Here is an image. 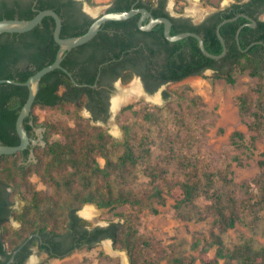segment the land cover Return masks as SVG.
Returning a JSON list of instances; mask_svg holds the SVG:
<instances>
[{"label":"trees","instance_id":"obj_1","mask_svg":"<svg viewBox=\"0 0 264 264\" xmlns=\"http://www.w3.org/2000/svg\"><path fill=\"white\" fill-rule=\"evenodd\" d=\"M167 2L114 0L107 11L127 10L134 3L147 6L156 16L166 15L179 23L180 27L173 28L172 33L187 30L201 33L207 48L214 53H221L224 48L216 31L219 21L239 11L257 17L264 12V0H248L243 8L236 3L231 13L220 16L216 12L194 24L189 17L171 15L165 8ZM34 6L38 10L53 8L62 15L63 36L83 34L95 20L86 13L71 15L77 8L75 0L5 1L0 19L32 18L38 12ZM139 16L107 21L91 41L68 51L63 64L78 82L89 84L96 82L99 72L102 77L112 79L121 76L127 83L136 70L151 92L168 80L203 74L209 67L216 69L213 79L225 77L232 83L236 82L237 73L249 71L259 82L240 95V110L243 116L253 118L249 122L251 129L264 131V42L255 43L247 50L240 47L236 33L238 27L248 21L246 17L222 26L229 49L226 56L217 59L203 52L195 36L172 41L166 37L163 40L152 38L149 31L139 28L135 32L132 26H136ZM213 18L215 22H211ZM258 22L259 28L246 25L241 30L243 48L254 40H264V20ZM55 24L54 17L48 15L32 30L1 33L0 78L26 81L54 62L59 48L54 37ZM105 26L111 27L113 32L104 29ZM163 27V23L157 25L158 30ZM131 66L135 69H129ZM28 95L27 85L0 83V139L3 143L20 142L16 121ZM169 96L167 91L166 98ZM104 98V91L90 85H77L62 68L43 77L32 115L37 105L58 106L74 119V123H46L47 144L39 147V161L31 168L49 185L47 189L37 188L27 174L21 173L19 155L4 154L11 173L7 182L13 186L14 193L25 190L31 196L17 214L22 227L9 229L3 235L0 263L31 234L37 233L29 244L42 238L45 242L41 243V248L47 249L52 256H65L75 248L93 247L104 238H112L116 248L128 251L131 264H264V242L258 237L264 234V228L260 229L264 219L261 213L264 210V169L252 179L237 182L230 162L224 167L212 168L191 157L181 146L179 136L168 129L171 119L168 114L164 115L165 107L156 106L158 110L155 111L145 104L140 118L124 124V138L115 137L81 114L84 107L97 109ZM135 105L131 103L124 109ZM175 117L179 124L186 122L179 114ZM27 120L25 125L31 132ZM236 138L244 141L245 135L239 130L233 133V139L241 145ZM261 163L264 167V160ZM251 181L263 190L260 199L256 198ZM168 195L175 198L178 216L203 220L211 213L220 232L212 230L210 237L199 233L186 246V239L162 245L151 234L141 231L140 211L147 209L159 213L158 205L166 204ZM203 199L210 203L202 204ZM90 202L110 209L129 204L138 211L119 212L125 216L123 222L93 226L79 214ZM238 223L247 226L251 235L240 231L237 240L229 239L228 229L235 228ZM7 242L9 247L5 248L3 245ZM214 247L216 257L212 258L210 251ZM191 249L199 250L200 256L190 254ZM24 258L19 264H24Z\"/></svg>","mask_w":264,"mask_h":264},{"label":"rangeland","instance_id":"obj_2","mask_svg":"<svg viewBox=\"0 0 264 264\" xmlns=\"http://www.w3.org/2000/svg\"><path fill=\"white\" fill-rule=\"evenodd\" d=\"M112 0H84L85 9L92 15H99L110 5ZM169 8L174 14L191 15L196 21H200L202 16L196 15L190 11L193 1H201L206 7V13L215 9H222L234 0H167ZM205 13V14H206ZM204 16V15H203ZM264 17V15H263ZM215 72L212 69L206 70L203 74L187 77L180 81L170 82L158 89L157 93L167 89L170 96L162 98L161 101L155 102L142 98L136 102H130L118 110L116 115H112L108 122L92 121L95 124L103 126L110 134L123 139L125 136L124 124L132 122L134 119L141 117L144 105L148 104V108L157 111L156 106L165 107L164 115L168 114L171 123L168 129L172 133L177 134L180 138V144L184 151L191 157L199 159L202 163L214 167H224L227 163H231L233 169V177L235 181L241 182L245 179H252L258 175L264 167L261 161L264 160V131L259 132L251 129L249 122L252 117H245L240 110L239 97L242 93L256 86L259 79L250 74L249 71L239 72L235 75L236 82H229L225 77L212 78ZM138 79L134 76L125 85ZM117 91V90H116ZM114 92L113 96L116 94ZM154 94V95H155ZM162 96V94H160ZM135 103L132 108L124 109L125 106ZM173 107L174 110H169ZM38 121L43 123H74V119L58 106H40L34 109ZM81 114L90 118V112L83 108ZM179 114L185 118L184 124L176 121V115ZM113 122L118 126V132L114 131ZM165 130V128H162ZM242 131L245 135L244 141L239 145L233 139L235 131ZM104 162V159H102ZM32 182L39 189H47V185L40 176L35 177ZM252 187L255 189L257 196L262 197L263 190L258 187L255 182L251 181ZM18 200L26 203L30 198V193L25 190L16 192ZM202 204H209L210 201L203 199ZM88 204H93L99 210L98 221L88 219L92 225L108 224L113 221H125V216L120 213L138 211L137 208L125 204L116 208L100 207L96 203H86L79 212ZM175 198L168 195L166 204H159L160 212L155 214L147 209L140 211L141 224L140 230L151 234L155 240L162 244L168 245L172 242L186 239L188 244L193 242L199 233H205L211 236L212 230L220 232L219 226L214 224L215 216L211 213L206 215L203 220L195 218L186 219L180 217L175 211ZM264 216V210H262ZM260 229L264 228V219L261 221ZM244 231L247 235H251V230L242 223H238L235 228H229L227 231L228 238L237 240L239 232ZM261 241L264 242V234H258ZM105 240H101L93 247L83 246L74 249L65 256H52L46 252H40L34 249L27 264H126L122 253L128 257V264H131L130 256L126 249H118L114 243L111 246L114 253L107 250ZM190 254L200 256L199 250H189ZM212 258L216 257V248L210 251ZM200 263V260H198Z\"/></svg>","mask_w":264,"mask_h":264},{"label":"water","instance_id":"obj_3","mask_svg":"<svg viewBox=\"0 0 264 264\" xmlns=\"http://www.w3.org/2000/svg\"><path fill=\"white\" fill-rule=\"evenodd\" d=\"M210 12L211 11H208L206 14H209ZM136 14H140L139 25H140L141 29L151 30L156 24L163 23L165 25V34H166L168 39H170L172 41H177V40L183 39V38L188 37V36H195L198 39L200 47L203 50V52L205 54H207L208 56L213 57V58H217V59L223 58L226 55L227 50H228L226 38L224 37L222 30H221L222 26L225 23H227L229 21H234V20L238 19L240 16H245L250 20V22H248L246 24H248L250 26H256L257 25V20L245 12H241V13L236 14V15L231 16V17H226L217 26V33H218L220 40L223 43L224 48H223V51L221 53H214L207 48L204 37L201 33L197 32V31L189 30V31H182V32H178V33L173 34L172 33V27H173L172 19L169 16H155L153 14V12L145 6H138V7L134 6V7L127 9V10H115V11L103 12V13L95 16L96 17L95 20L92 22V24L90 25V27L88 28V30L85 33L80 34V35H71V36H63L62 35L63 17L57 10H55L53 8H46V9L38 10L37 14L34 15L32 18L15 17V18H2V19H0V34H1L4 32H26V31L32 30L36 26H38L46 16L51 15L54 17L55 22H56L55 29H54V37H55L56 41L59 43V48H58L54 62H52V63L42 67L38 71H36L26 81H21V80H17V79H13V78H0V83L1 82H11V83H16V84L27 85L29 87L28 98H27L25 104L23 105V107H22V109H21V111L17 117V121H16L17 130H18V133H19L20 138H21L20 143L19 144L0 143V155H2V154H16L17 152H19L21 150H25L32 143H34V144L40 143L42 146L46 145L47 140L44 138V133H43V131L46 129L45 126L44 127L41 126L38 128V132L40 135H39L38 139H35L30 135V132H29L27 126L25 125V120L29 116L32 115L35 101H36L38 93L41 89V82H42L43 77L52 70H55L57 68H62L67 73H69L70 76H72V78L76 84H78L80 86L93 85V84H89V83L78 82V80L75 78L73 72L63 64V60L65 59L67 52L72 50L75 47H78L80 45H83V44L91 41L99 33L103 24H105L107 21L125 20V19H128V18L135 16ZM202 17H204V16H202ZM243 26H244V24L241 25L237 31V40H238L240 47L244 50V49L249 48V46L247 48H243L241 41H240V32H241ZM258 42H262V41H254L252 44L258 43ZM136 76L141 81L144 92L151 95V93L147 89H145V87L143 86V82L141 80V77L139 75H136ZM119 84L123 85L124 83L122 80H120L118 82V85ZM121 108L122 107H120V109ZM117 112L118 111L114 110L113 115H116ZM34 155L35 154L33 153V156ZM79 214L81 216L87 218L81 212H79ZM108 224H100V225L105 226ZM29 239H30V237L28 239H26L14 251L11 259L6 264H10V262L14 260L17 252L20 250L21 247H23L26 244V242ZM104 240H110L111 242H113L112 238H104L103 241Z\"/></svg>","mask_w":264,"mask_h":264},{"label":"flooded vegetation","instance_id":"obj_4","mask_svg":"<svg viewBox=\"0 0 264 264\" xmlns=\"http://www.w3.org/2000/svg\"><path fill=\"white\" fill-rule=\"evenodd\" d=\"M5 1H9V0H0V9H2V5ZM10 1H15V0H10ZM76 1V5H77V8L73 9L71 11V15L73 16H78V12L80 13H86V14H89L90 16L95 17V15H92L91 13H89L86 9H85V6H84V0H75ZM139 1V0H137ZM248 0H234L232 1L229 5H227L225 8H222V9H215L213 11H211L209 14H206L204 15V17L201 18L200 21H196L195 18L191 15H187V14H184L183 12H180V14H174L172 12V10L169 8V5H168V2L166 4V10L169 11V13L173 16H183V17H189L191 18V21L194 23V24H199L201 22H203L204 20H206L210 15L216 13V12H219L220 16H224L225 13H231L233 11V7H234V4L236 3H239V4H242V8L244 7V3L247 2ZM136 3L133 4L132 7H136L135 5ZM114 5V0L111 1L110 5L103 11V12H107V10L112 7ZM131 7V8H132ZM138 7V6H137ZM147 7V6H145ZM149 8V7H147ZM34 10H38L37 7L34 6L33 8ZM150 9V8H149ZM151 10V9H150ZM1 11V10H0ZM152 11V10H151ZM153 12V11H152ZM241 12H245V11H239L237 12L236 14H239ZM247 13V12H245ZM154 14V12H153ZM235 14V15H236ZM249 14V13H247ZM155 15V14H154ZM251 15V14H249ZM264 12H261L258 17L255 16V15H251L252 17H254L256 20H257V25L256 26H251V27H254V28H259V20H264ZM156 16V15H155ZM160 16H166V15H160ZM234 16V15H233ZM241 17V16H240ZM245 17V16H244ZM140 18V16H139ZM247 18V17H246ZM239 19V18H238ZM248 19V18H247ZM216 18H213V20H211V22H215ZM223 20V19H222ZM221 20V21H222ZM237 20V19H236ZM148 21V20H147ZM146 21V22H147ZM173 21V27H172V30L173 28L175 27H180L179 23L175 20H172ZM219 21L218 24L221 22ZM250 22V20L248 19V21H245L244 23H242L241 25L244 24V26L248 25L246 23ZM218 24L216 25V31H217V26ZM157 25L156 24L151 30H145V31H149L151 33V37L152 38H159V39H165V37L167 38L166 34H165V25L164 27L161 29H157ZM240 25V26H241ZM239 26V27H240ZM243 26V27H244ZM250 26V25H248ZM136 27V28H135ZM238 27V29H239ZM106 28V30H110L111 32H113V30L111 29V27H104V29ZM141 29L140 28V25H139V19L137 20V24L136 26H132V29L137 32V29ZM102 29V28H101ZM237 29V31H238ZM243 29V28H242ZM143 30V29H142ZM189 31V30H187ZM194 31V30H193ZM182 32V31H181ZM241 33V32H240ZM175 34V33H173ZM218 34V33H217ZM236 37H237V33H236ZM170 40V39H169ZM238 41V40H237ZM241 41V40H240ZM254 41H262V42H258V43H263L264 40L262 39H259V40H254ZM252 41L248 46L249 48L253 45L252 43L254 42ZM222 42V41H221ZM255 44V43H254ZM228 46V44H227ZM247 46V47H248ZM246 47V48H247ZM76 48V47H75ZM247 48V49H249ZM229 49V48H228ZM247 49H244V50H247ZM227 53H228V50H227ZM226 53V55H227ZM225 55V56H226ZM222 59V58H220ZM134 66V65H133ZM133 66H131L129 69H135ZM208 69H212L214 72H215V68H212V67H209L207 68L206 70ZM128 70V69H126ZM205 70V71H206ZM135 71V75H139L141 77V80L143 82V86L145 87V89H147L151 95H154L158 89L162 88L163 86H165L166 84L170 83V82H175V81H180V80H168L164 83H162L158 89L154 92H151L144 80V78L142 77V75L138 74ZM194 75H198V74H193V75H190V76H194ZM190 76H187V77H190ZM72 77V76H71ZM186 77V78H187ZM76 78V77H75ZM185 79V78H184ZM122 80L123 81V78L120 76L116 79H112L111 77H102L101 75V72L98 73L97 75V79H96V82L92 83L93 85H90L92 87H94L95 89H99V90H102L104 91L105 93V98L104 100L99 103V105L97 106L98 108L97 109H92V108H89V107H84L86 108L89 112H90V119L92 121H105V122H108L110 119H111V116L114 114V108H113V94L114 92L118 89V82ZM183 80V79H182ZM141 82V81H140ZM123 85H125L126 83L123 81ZM142 84V83H141ZM78 85V84H77ZM143 88V87H142ZM168 90L167 89H164L160 92V94H162V98H166V92ZM103 107H105L106 109L103 110ZM123 107V106H122ZM36 115L33 114L31 116H29L27 119V122L31 125V132H30V135L35 138V139H38L39 138V132H38V128L41 127V126H45L46 129L43 131L44 133V138L46 139V134H47V126L45 123L43 122H40L38 121V119L36 120ZM17 127V126H16ZM15 130L12 131V133L15 135ZM18 132V130H17ZM19 134V133H18ZM20 136V135H19ZM21 140V138H20ZM0 143H3L2 140L0 139ZM20 143V142H19ZM18 143V144H19ZM6 144V143H5ZM47 144V143H46ZM42 146L40 143H32L30 144L25 150H21L19 152H17L16 154H11L13 156L15 155H19L20 156V160H19V164L20 166H22V170H21V173H25L27 174L28 178L30 181L34 180L35 177H38L39 175L32 171V165H34L35 163H37L39 161V158H38V149L39 147ZM33 153L35 154L33 156ZM9 163L5 162V159H4V154L0 155V242L2 241L3 239V235L4 233L6 234V231L9 230V229H12V230H15V229H19L22 227V221L17 217V214L19 212L22 211V209L24 208L25 204L27 203H21L23 202V199L18 200V196L17 194H14V188L11 184H9L7 181H10L8 179V176L11 175L10 171H9ZM13 175V174H12ZM95 226V225H93ZM35 234L37 233H33L31 234L29 237L30 239L32 238V236H34ZM28 237V238H29ZM27 238V239H28ZM30 239L26 242V244L20 248V250L17 252V254L15 255V258L13 261L10 262V264H19L22 259L24 258V264H27L30 256L32 255L34 249H38L40 252H46L48 253L49 255H51V253L45 249V248H41V243L42 242H45L42 238H40L36 243L34 244H29V241ZM25 241V240H24ZM23 241V242H24ZM22 242V243H23ZM21 243V244H22ZM5 248L6 247H9V243L7 242L6 244L3 245ZM20 246V245H19ZM18 246V247H19ZM17 247V248H18ZM16 248V249H17ZM14 249L13 252L11 253V255L9 257H7L2 263L0 264H6L12 257L14 251L16 250ZM76 249V248H75ZM28 252H30L28 254Z\"/></svg>","mask_w":264,"mask_h":264},{"label":"bare ground","instance_id":"obj_5","mask_svg":"<svg viewBox=\"0 0 264 264\" xmlns=\"http://www.w3.org/2000/svg\"><path fill=\"white\" fill-rule=\"evenodd\" d=\"M207 10V7L201 2V1H193L190 11L194 14L198 15H205ZM142 98H146L148 100H152L155 102L161 101L160 93H157L155 95H150L144 92L142 88V84L139 79H136L132 81L131 83L127 85H118V89L116 91V94L113 97V108L118 111L120 107L123 105L130 103V102H136ZM113 129L115 132H118V126L116 123L113 122ZM82 214H84L86 217H88L92 221H98L99 219V210L97 207L93 204H88L86 207L82 210ZM105 246L108 251L115 252L113 247L111 246L110 240H105ZM116 253H122L124 257V262L128 264V257L126 253L124 252H116Z\"/></svg>","mask_w":264,"mask_h":264}]
</instances>
